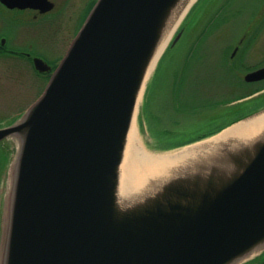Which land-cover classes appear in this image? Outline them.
<instances>
[{"label":"water","instance_id":"1","mask_svg":"<svg viewBox=\"0 0 264 264\" xmlns=\"http://www.w3.org/2000/svg\"><path fill=\"white\" fill-rule=\"evenodd\" d=\"M196 1L98 0L42 96L0 129L18 144L0 264H243L264 251V132L119 195L140 99ZM263 80L264 67L245 76Z\"/></svg>","mask_w":264,"mask_h":264},{"label":"rangeland","instance_id":"2","mask_svg":"<svg viewBox=\"0 0 264 264\" xmlns=\"http://www.w3.org/2000/svg\"><path fill=\"white\" fill-rule=\"evenodd\" d=\"M86 5L87 3L82 0L75 4L76 8L80 10L86 9ZM85 15H83L82 21H84ZM66 27V32L56 38V53L52 52L51 54L46 50V59L51 65L63 60L76 38L80 24L78 28L74 29V25L67 21ZM185 28L186 31L178 44L167 51L149 81L150 83L148 82L144 98L141 99L136 111L134 124L138 131L139 141L149 154L158 155L180 150L182 148L159 152L156 148L157 146L175 147L190 143L204 135L217 133L234 121L251 117L264 110V91L254 99H246L247 102L244 106L247 107L245 109L239 104V101L237 104L234 101L227 105L225 100L220 99V97H228L227 93L223 95L219 93L216 95L217 99L209 100L212 105L201 109L205 111L192 113L180 111L179 99L175 96L176 86L182 80L177 75L179 66L183 62L185 52L197 46L196 40L200 42L203 40L201 44L203 50L210 49V54L214 56L211 59L213 62L209 61L211 64L206 63L207 67L215 66L214 59H221L223 53L228 60L231 59L229 62L233 64L236 74L240 78L264 67V0H201L186 19ZM177 30L178 28L171 40ZM204 36L207 37L204 38ZM243 39L244 45L242 43L243 46L232 62L237 49L234 47L239 45ZM4 66L8 65L0 62V126H6L13 119L22 116L39 99L48 82L47 78L44 80L35 76L27 77V74H32L30 70L19 67L9 79V76L3 73ZM201 67L203 68L202 73L206 72V66ZM201 79L203 78L201 77ZM197 80V78L189 80L192 89H196V91L198 88L193 84L199 83ZM263 82L253 83L249 89L258 85L264 87ZM243 90L238 87L237 93L233 94L231 98L233 100L241 99ZM199 91H201L200 86ZM191 95L195 99L196 93ZM219 99L222 105L215 106L213 103L219 102L217 101ZM154 141H160V143H154ZM163 141L170 145H165ZM17 148V141L12 138L3 145L0 151V263L7 223L11 174Z\"/></svg>","mask_w":264,"mask_h":264},{"label":"flooded vegetation","instance_id":"3","mask_svg":"<svg viewBox=\"0 0 264 264\" xmlns=\"http://www.w3.org/2000/svg\"><path fill=\"white\" fill-rule=\"evenodd\" d=\"M47 1L54 5L52 10L46 11ZM47 1L0 0V62L8 65L4 66L3 73H6L9 79L19 67L30 70L32 74H27V77L35 76L46 80L47 76L49 80L59 62L51 65L46 59V50L51 54L56 53V38L66 32L67 21L74 25V29L80 24V29L98 0H82L87 3V8L84 10L77 9L75 6L79 0ZM84 14L86 15L82 21ZM236 48L237 46L234 47ZM239 50L240 47L236 55ZM36 58L47 62L52 67V71L39 72L35 67ZM2 127L4 126H0ZM7 142L8 139L0 141V151ZM245 264H264V252Z\"/></svg>","mask_w":264,"mask_h":264},{"label":"bare ground","instance_id":"4","mask_svg":"<svg viewBox=\"0 0 264 264\" xmlns=\"http://www.w3.org/2000/svg\"><path fill=\"white\" fill-rule=\"evenodd\" d=\"M179 22L167 34L162 50L170 42ZM141 101V100H140ZM264 132V111L235 124L208 140L164 154H149L140 144L133 122L121 165L119 195L122 200L136 198L151 191L170 174L193 166L226 144L247 142Z\"/></svg>","mask_w":264,"mask_h":264},{"label":"trees","instance_id":"5","mask_svg":"<svg viewBox=\"0 0 264 264\" xmlns=\"http://www.w3.org/2000/svg\"><path fill=\"white\" fill-rule=\"evenodd\" d=\"M197 3L193 6L186 19H188ZM185 22L186 20L184 21L180 30L185 29ZM205 37L207 36H204V38ZM202 41H197V46L194 49H191L189 54L184 57L185 60L183 66L177 74L180 78H182L181 82L177 85L178 87L176 86L175 91V96L179 99L180 111L192 113L200 111L201 109H206L209 105H212L209 101L211 98H218L216 95L219 93H215L216 89H223L222 87H225L226 85L229 87L237 85L242 90L245 89L243 90L244 93L242 94V99L251 96L255 94V92H258L264 88L263 86H259L249 89V84H247L244 80L239 79L233 64L229 62L230 59L228 60L224 53L221 59H214L215 66L210 65V67H207L208 65H206V63L209 61L211 62V59L214 58V56L213 54H210V49L206 48L203 50V46L201 45ZM203 65L206 66V72L204 73H202L203 68L201 67ZM201 77L203 79H201ZM193 78L198 79L197 82L199 83H196V85L193 84L194 87L198 88V91H196V89L193 90L191 87L192 85L190 84L189 80H192ZM207 82L210 83L207 84ZM199 86L201 91H199ZM205 86L209 87L210 89H204L206 88ZM193 93H196L195 99L192 98L193 95L191 94ZM231 97L228 95V97H220V99L225 100L226 104H228L234 101ZM220 99L217 100L219 102H215L213 104H215V106L222 105V103H220ZM244 104L245 102L242 104V107L245 109L247 106H244ZM205 136L207 135H204L203 137L205 138Z\"/></svg>","mask_w":264,"mask_h":264}]
</instances>
